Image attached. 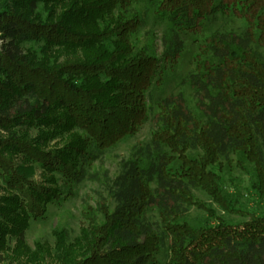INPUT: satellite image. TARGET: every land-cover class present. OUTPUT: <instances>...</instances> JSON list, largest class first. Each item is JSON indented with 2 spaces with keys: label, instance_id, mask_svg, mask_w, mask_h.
Here are the masks:
<instances>
[{
  "label": "trees",
  "instance_id": "obj_1",
  "mask_svg": "<svg viewBox=\"0 0 264 264\" xmlns=\"http://www.w3.org/2000/svg\"><path fill=\"white\" fill-rule=\"evenodd\" d=\"M140 4L169 24L160 57L139 39L146 25ZM218 14L246 28L217 32L199 47L189 84L197 96L208 94L209 104L198 106L208 110L207 120L189 110L183 94L167 97L148 145L133 146L114 178L90 173L98 154L150 120L148 93L178 66L182 34L203 33ZM29 43L39 51L24 49ZM262 49L264 0H1L0 263L42 260L41 243L35 252L26 245L31 222L73 197L76 183L102 179L110 204L102 199L87 209L88 224L75 240L54 231L55 263L159 264L168 239L167 264H264V213L233 205L211 170L222 160L250 167L252 188L264 199ZM21 99L33 100V108L18 111ZM38 170L40 182L33 180ZM194 189L245 222L218 217ZM191 207L209 219L186 223ZM150 209L160 223L148 219Z\"/></svg>",
  "mask_w": 264,
  "mask_h": 264
},
{
  "label": "rangeland",
  "instance_id": "obj_2",
  "mask_svg": "<svg viewBox=\"0 0 264 264\" xmlns=\"http://www.w3.org/2000/svg\"><path fill=\"white\" fill-rule=\"evenodd\" d=\"M136 8L146 16V25L140 30L139 39L142 45L149 46L150 52L160 57L162 53L161 38L168 30L169 24L157 20L154 10L146 4L137 5ZM245 28L246 23L244 21L218 14L207 21L203 33L198 35L182 34L185 50L179 60L178 66L174 71H168L164 74L162 86L153 85L148 93L150 120L135 137L127 139L104 154H98L90 173H98L99 176H103L106 171L111 178H114L119 173V163L121 160L130 158L133 146L148 145L151 142L152 134L156 131L155 115L158 113V104L167 97L177 96L180 93L183 94L189 110L200 119L207 120L209 115L208 110L204 107L199 108L198 106L199 100L205 104H209V96L206 92H202L197 96L189 84L190 76L196 75L194 60L199 53V47L208 37L217 32L240 35ZM40 47L41 45L30 43L24 45V49L26 50L33 48L35 51H39ZM260 52L264 55V49L260 50ZM33 105V100L21 99L17 102V109L20 112H24L32 109ZM221 163L222 168L214 166L211 167V170L220 177L222 194L239 209L255 210L259 208V212L264 213V199L259 200L257 193L252 188V183L255 180L253 179L251 168L249 167L248 171L245 172L229 166L224 160ZM40 179V170H38L33 180L40 182ZM102 182V179L100 182L85 179L76 183L73 189V197L48 205L44 219L31 222V227L26 234V245L31 252H35L37 243H41L43 245L42 251L44 252L41 254L42 260L36 264H57L54 260L56 255L54 231L65 229L68 231L70 238L75 240L79 237L82 228L88 224L85 218L87 209H95L96 202L102 199H106L107 203L110 204V199ZM2 188L3 183L0 174V195L3 194ZM193 195L196 199L212 208L218 217L223 218L227 222L233 224L245 222L244 218L225 212L204 191L194 189ZM113 206L112 204L111 208ZM147 217L152 223H160L159 215L154 209L149 210ZM208 219L209 215L207 212L196 207H191L184 221L193 227H199ZM169 247L170 242L167 239L165 246L158 255L159 264H167L170 257ZM47 249L49 252L46 251ZM0 264L10 263L5 261Z\"/></svg>",
  "mask_w": 264,
  "mask_h": 264
}]
</instances>
